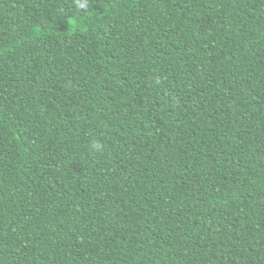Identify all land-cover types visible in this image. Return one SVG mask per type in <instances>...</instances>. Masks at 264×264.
Listing matches in <instances>:
<instances>
[{
	"label": "trees",
	"instance_id": "16d2710c",
	"mask_svg": "<svg viewBox=\"0 0 264 264\" xmlns=\"http://www.w3.org/2000/svg\"><path fill=\"white\" fill-rule=\"evenodd\" d=\"M87 3L0 0V264H264V0Z\"/></svg>",
	"mask_w": 264,
	"mask_h": 264
},
{
	"label": "clouds",
	"instance_id": "9594fccd",
	"mask_svg": "<svg viewBox=\"0 0 264 264\" xmlns=\"http://www.w3.org/2000/svg\"><path fill=\"white\" fill-rule=\"evenodd\" d=\"M77 3H78V6L80 8H87V6H88L87 0H83V2H81V0H77ZM92 148L95 149V150H97V151H99L100 148H101V145L94 142L92 144Z\"/></svg>",
	"mask_w": 264,
	"mask_h": 264
}]
</instances>
